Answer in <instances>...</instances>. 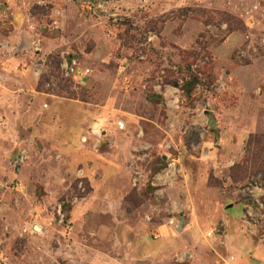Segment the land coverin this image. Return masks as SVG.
Returning <instances> with one entry per match:
<instances>
[{"label":"rangeland","instance_id":"374dc122","mask_svg":"<svg viewBox=\"0 0 264 264\" xmlns=\"http://www.w3.org/2000/svg\"><path fill=\"white\" fill-rule=\"evenodd\" d=\"M10 6L59 46L0 117V264H264V0Z\"/></svg>","mask_w":264,"mask_h":264},{"label":"crops","instance_id":"0c3cea01","mask_svg":"<svg viewBox=\"0 0 264 264\" xmlns=\"http://www.w3.org/2000/svg\"><path fill=\"white\" fill-rule=\"evenodd\" d=\"M10 9L9 14L0 8V117L10 110L33 111L35 115L46 102V95L38 89L41 68L37 60L42 54L56 50L59 44L53 38H43L40 40L41 51L35 50L37 39L31 32L33 24L28 15L14 6H10ZM5 30H9V33L6 34ZM14 118L13 113L10 119ZM132 126L130 121L120 122L121 130L129 132V140Z\"/></svg>","mask_w":264,"mask_h":264},{"label":"water","instance_id":"95a60500","mask_svg":"<svg viewBox=\"0 0 264 264\" xmlns=\"http://www.w3.org/2000/svg\"><path fill=\"white\" fill-rule=\"evenodd\" d=\"M92 2H94V0H91ZM179 231H180V229H179Z\"/></svg>","mask_w":264,"mask_h":264},{"label":"built area","instance_id":"2783aa9c","mask_svg":"<svg viewBox=\"0 0 264 264\" xmlns=\"http://www.w3.org/2000/svg\"><path fill=\"white\" fill-rule=\"evenodd\" d=\"M211 235V233H209V235L208 236H210Z\"/></svg>","mask_w":264,"mask_h":264}]
</instances>
